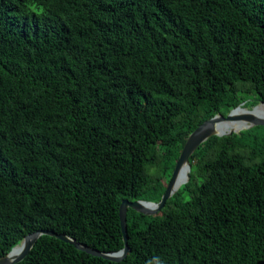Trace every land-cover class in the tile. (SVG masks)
<instances>
[{
    "label": "trees",
    "instance_id": "16d2710c",
    "mask_svg": "<svg viewBox=\"0 0 264 264\" xmlns=\"http://www.w3.org/2000/svg\"><path fill=\"white\" fill-rule=\"evenodd\" d=\"M250 101L264 0H0V258L37 230L121 250L122 200L160 202L186 138ZM190 162L161 216L128 210L122 262L42 236L19 264H264V126Z\"/></svg>",
    "mask_w": 264,
    "mask_h": 264
},
{
    "label": "water",
    "instance_id": "95a60500",
    "mask_svg": "<svg viewBox=\"0 0 264 264\" xmlns=\"http://www.w3.org/2000/svg\"><path fill=\"white\" fill-rule=\"evenodd\" d=\"M244 104V103H243ZM264 103H259L254 106L252 110H247L246 113L236 114L238 110H244L242 105L230 111L226 116L222 114H217L210 119L199 125L185 140L184 147L180 153V156L176 162L175 168L172 173L171 180L169 181L166 191L163 194L160 202H150L145 200L130 201L127 199L122 200L119 207V218L120 225L123 234L124 247L115 252H103L95 248H92L84 243L75 240L73 237L66 234H59L53 230H37L33 233L28 234L19 244L14 246L10 252L5 254L0 258V264H19L22 262L31 252L37 241L42 236H51L59 239L65 243L74 246L76 249L86 252L95 257H100L112 262H122L131 252V248L128 244V231H127V215L128 210L132 209L138 213L144 214L146 216H153L158 214L163 210L168 202V200L173 197L179 190L177 184V177L184 167L188 168L191 173V162L190 158L194 152L199 148L201 144L206 142L213 136H231L233 134L239 133L241 130L249 129L255 126H264V117L256 116L253 112L255 108ZM246 110V109H245ZM246 121L248 126L244 127L240 131H229L227 133H221L217 130L218 123L222 121ZM190 180V175L188 177L187 183ZM154 205L155 208L150 206Z\"/></svg>",
    "mask_w": 264,
    "mask_h": 264
},
{
    "label": "bare ground",
    "instance_id": "6f19581e",
    "mask_svg": "<svg viewBox=\"0 0 264 264\" xmlns=\"http://www.w3.org/2000/svg\"><path fill=\"white\" fill-rule=\"evenodd\" d=\"M247 110H238L236 112V114H243L246 113ZM256 116L259 117H264V104H261L260 106H258L257 108H255L254 112H253ZM249 123H247L246 121L243 120H237V121H222L220 123H218L217 125V130L221 133H227L229 131H240L241 129H243L244 127L248 126ZM190 175V171L188 168L184 167L183 169H181L178 177H177V184L178 187L180 188L182 185L187 183L188 177ZM151 208H155L154 205L150 206Z\"/></svg>",
    "mask_w": 264,
    "mask_h": 264
},
{
    "label": "rangeland",
    "instance_id": "374dc122",
    "mask_svg": "<svg viewBox=\"0 0 264 264\" xmlns=\"http://www.w3.org/2000/svg\"><path fill=\"white\" fill-rule=\"evenodd\" d=\"M258 105V104H257ZM254 106H256V105H254V102L253 101H250L247 105H246V103H244V104H242V107L244 108V109H246V110H252L253 108H254ZM242 131V130H241ZM195 167H194V173H196L195 172ZM160 216L163 214L162 213V211L161 212H159L158 213Z\"/></svg>",
    "mask_w": 264,
    "mask_h": 264
}]
</instances>
